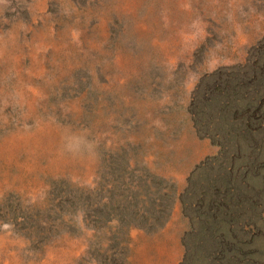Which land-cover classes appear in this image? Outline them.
Masks as SVG:
<instances>
[{"label":"rangeland","instance_id":"374dc122","mask_svg":"<svg viewBox=\"0 0 264 264\" xmlns=\"http://www.w3.org/2000/svg\"><path fill=\"white\" fill-rule=\"evenodd\" d=\"M0 264H264V0H0Z\"/></svg>","mask_w":264,"mask_h":264},{"label":"clouds","instance_id":"9594fccd","mask_svg":"<svg viewBox=\"0 0 264 264\" xmlns=\"http://www.w3.org/2000/svg\"><path fill=\"white\" fill-rule=\"evenodd\" d=\"M82 147H89L85 141L76 140L75 142H70L68 145L69 150L71 151H79Z\"/></svg>","mask_w":264,"mask_h":264}]
</instances>
